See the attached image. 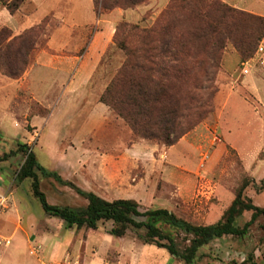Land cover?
Instances as JSON below:
<instances>
[{"label":"rangeland","instance_id":"1","mask_svg":"<svg viewBox=\"0 0 264 264\" xmlns=\"http://www.w3.org/2000/svg\"><path fill=\"white\" fill-rule=\"evenodd\" d=\"M169 1L149 0L100 14L93 0H24L14 14L0 1V29L14 34L32 26L41 29L21 76L0 72V156L18 143L30 146L39 164L63 181L38 174L48 202L84 207L87 200L78 188L108 201L133 199L141 209L165 208L207 225L222 219L237 187L247 180L245 195L264 206V75L258 66L264 37L262 50L258 46L248 59L226 46L212 111L173 146L136 136L98 100L124 59L113 42L116 24L149 27ZM221 1L264 17V0ZM251 7L259 14L246 10ZM254 77L253 88H245ZM136 142L139 150L128 151ZM24 159L17 151L0 161V196L6 197L0 205V251L10 246L18 252L12 264H186L145 243L143 229L118 237L108 233L110 221L96 230L78 229L47 215L32 194L31 180L18 176ZM250 215L243 212L236 224L241 227ZM263 222L259 217L242 237L211 241L193 264H239L250 254L264 264ZM159 225L174 235L180 250L189 244L191 234Z\"/></svg>","mask_w":264,"mask_h":264},{"label":"trees","instance_id":"2","mask_svg":"<svg viewBox=\"0 0 264 264\" xmlns=\"http://www.w3.org/2000/svg\"><path fill=\"white\" fill-rule=\"evenodd\" d=\"M14 14L24 0H0ZM149 0H93L97 14L114 8L129 9ZM41 29L32 26L14 34L10 28L0 29V72L18 78L29 63ZM264 37V17L230 6L221 0H170L149 27L116 24L113 42L124 53V59L99 96V102L121 117L133 133L143 139L173 146L212 111L210 100L216 91L215 79L222 54L231 44L241 58L253 56ZM22 151L20 179L31 180V191L43 211L61 219L66 227L96 230L101 222L110 221L108 231L123 236L127 230H144L147 244L164 248L172 257L193 264L198 251L211 241L226 235L242 237L259 217L264 206L253 203L244 193L248 181L243 180L223 217L216 223H191L165 208L141 209L133 199L108 201L93 192L75 188L87 200L84 207L60 206L48 202L40 189L39 173L63 182L56 172L43 168L26 143L0 156ZM70 184L71 183H67ZM243 212H251L241 227L236 224ZM191 234L182 250L176 238L159 224ZM264 231V222L261 224ZM233 264H236L233 262ZM239 264H257L250 254Z\"/></svg>","mask_w":264,"mask_h":264},{"label":"crops","instance_id":"3","mask_svg":"<svg viewBox=\"0 0 264 264\" xmlns=\"http://www.w3.org/2000/svg\"><path fill=\"white\" fill-rule=\"evenodd\" d=\"M260 2H261V0H260ZM236 7H239V6H237L236 4H234ZM257 8V7H256ZM258 9H260V8H258ZM246 10H249V11H251V12H256L257 10H255L254 9V7L252 8H248V9H246ZM256 13H258L259 14V11L258 12H256ZM261 15H263V14H261ZM262 53H264V51L262 52ZM261 53V54H262ZM261 64V65H260ZM260 68V75H261V77L264 75V59H263V57H260V62H259V65H258ZM250 73V70H248V72H247V74H249ZM255 82H257V80H256V78L254 77L253 79H252V81L251 82H247L246 83V86H244L245 88L246 87H248V88H253V83H255ZM244 87H242V89H245ZM247 88V89H248ZM230 97V96H229ZM229 97H228V99H229ZM240 101L241 102H245V103H247V99H245L244 97H240ZM255 108V107H254ZM254 110V109H253ZM251 115V114H250ZM250 120H251V117H250ZM250 122V121H249ZM247 125H249V123H247ZM196 130V129H195ZM251 130V129H250ZM250 130L249 129H246V128H243L242 130H241V132H244V134H247V133H250ZM228 131V130H227ZM125 135H127V133L125 134ZM140 145V143H138V142H136V143H134L133 145H132V147H129L127 150L128 151H138L139 150V145ZM141 144H143V143H141ZM138 146V147H137ZM140 152V151H139ZM10 247V246H9ZM9 247H7V248H5L6 250L5 251H0V264H12L13 262H14V260L16 259V258H18L14 253H18V252H16L15 250H9ZM21 248L22 247H19L18 246V250H21ZM8 250V251H7Z\"/></svg>","mask_w":264,"mask_h":264},{"label":"built area","instance_id":"4","mask_svg":"<svg viewBox=\"0 0 264 264\" xmlns=\"http://www.w3.org/2000/svg\"><path fill=\"white\" fill-rule=\"evenodd\" d=\"M259 50H262V47L259 46ZM244 73H247L248 72V69L247 68H244L243 69ZM6 200V197L3 195V196H0V205H2Z\"/></svg>","mask_w":264,"mask_h":264}]
</instances>
